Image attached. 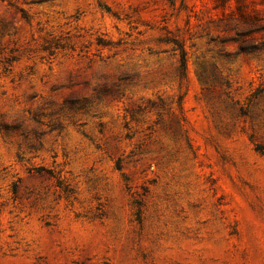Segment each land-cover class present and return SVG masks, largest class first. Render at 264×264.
<instances>
[{
  "label": "rangeland",
  "instance_id": "obj_1",
  "mask_svg": "<svg viewBox=\"0 0 264 264\" xmlns=\"http://www.w3.org/2000/svg\"><path fill=\"white\" fill-rule=\"evenodd\" d=\"M0 264H264V0H0Z\"/></svg>",
  "mask_w": 264,
  "mask_h": 264
},
{
  "label": "trees",
  "instance_id": "obj_2",
  "mask_svg": "<svg viewBox=\"0 0 264 264\" xmlns=\"http://www.w3.org/2000/svg\"><path fill=\"white\" fill-rule=\"evenodd\" d=\"M181 59H182V65L184 66L185 65V53H184V51H182V53H181Z\"/></svg>",
  "mask_w": 264,
  "mask_h": 264
}]
</instances>
